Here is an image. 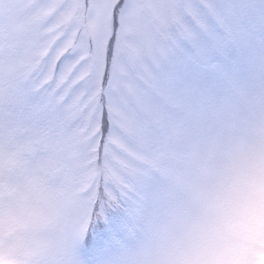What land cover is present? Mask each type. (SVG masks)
Masks as SVG:
<instances>
[{
  "label": "snow or ice",
  "instance_id": "1",
  "mask_svg": "<svg viewBox=\"0 0 264 264\" xmlns=\"http://www.w3.org/2000/svg\"><path fill=\"white\" fill-rule=\"evenodd\" d=\"M16 11L38 29L0 19V139L26 142L29 166L64 190L58 264H136L177 199L174 178L264 107V0H18Z\"/></svg>",
  "mask_w": 264,
  "mask_h": 264
},
{
  "label": "rangeland",
  "instance_id": "2",
  "mask_svg": "<svg viewBox=\"0 0 264 264\" xmlns=\"http://www.w3.org/2000/svg\"><path fill=\"white\" fill-rule=\"evenodd\" d=\"M17 3L0 0V19L11 20L18 33L30 37L38 25L19 17ZM38 43L29 41L31 47ZM219 150L223 156L210 170ZM29 155L26 142L0 139V264H58L60 259L67 197L29 166ZM257 162H264V107L230 125L227 134L198 151L186 175L174 178L177 199L152 226L136 264H211L206 257L219 234L225 196Z\"/></svg>",
  "mask_w": 264,
  "mask_h": 264
},
{
  "label": "clouds",
  "instance_id": "3",
  "mask_svg": "<svg viewBox=\"0 0 264 264\" xmlns=\"http://www.w3.org/2000/svg\"><path fill=\"white\" fill-rule=\"evenodd\" d=\"M211 264H264V162H257L226 194Z\"/></svg>",
  "mask_w": 264,
  "mask_h": 264
},
{
  "label": "trees",
  "instance_id": "4",
  "mask_svg": "<svg viewBox=\"0 0 264 264\" xmlns=\"http://www.w3.org/2000/svg\"><path fill=\"white\" fill-rule=\"evenodd\" d=\"M260 133H261V131H260ZM221 152H222V151L219 150V151L217 152V154L215 155L213 161H210V162L208 163V166L210 167V170L212 169L213 166H217L215 160H216L218 157L223 156V152H222V153H221ZM219 155H220V156H219Z\"/></svg>",
  "mask_w": 264,
  "mask_h": 264
}]
</instances>
